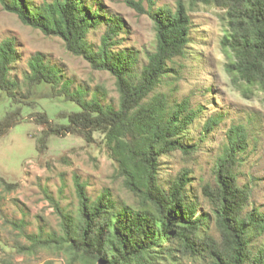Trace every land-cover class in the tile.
<instances>
[{
  "label": "trees",
  "instance_id": "obj_1",
  "mask_svg": "<svg viewBox=\"0 0 264 264\" xmlns=\"http://www.w3.org/2000/svg\"><path fill=\"white\" fill-rule=\"evenodd\" d=\"M127 4L134 6L130 1ZM0 5L23 25L60 38L68 53L114 78L117 108L95 99L86 101L81 92H70V84L62 83L59 72L40 54H34L27 62L30 72L24 78L25 94L30 96L34 88L47 85L51 90L44 98L62 97L73 103L76 110L58 114L65 123H53L45 113L34 116V122L42 127L38 142L65 133H78L91 142L94 132L101 134L116 164V177L136 202L134 207L119 208L107 192L91 200L75 180V218L56 205L62 237L27 235L30 245L18 244L19 252L57 244L85 264H176L185 257L206 259L211 264H264V241L257 250L252 246L253 240L264 234V214L255 209L245 213L250 192L247 185L238 184L235 171L239 154L247 148L243 125L226 130V143L212 170L213 184L201 186L210 213H199L198 204L187 193L189 170L178 172L167 190L158 181L161 156L178 152L190 157L196 152L184 143V137L199 119L200 109L191 107L188 97L170 102L155 91L164 78H177L179 71L168 66L185 55L190 18L182 0L174 9L152 11L154 47L139 72L135 71L134 51L113 50L121 44L122 21L93 10L85 0H54L35 11L25 0H0ZM197 5L224 12L226 28L219 44L228 59L227 74L264 93V0H189V6ZM100 24L106 29L94 51L86 36ZM16 59L14 42L1 41L0 91L17 102L20 85L9 73ZM20 114L21 108L6 113L0 120V136L19 122ZM217 123L216 118L206 119L203 132H211ZM0 185L7 191L15 188L1 176ZM212 226L217 237L210 233Z\"/></svg>",
  "mask_w": 264,
  "mask_h": 264
},
{
  "label": "rangeland",
  "instance_id": "obj_2",
  "mask_svg": "<svg viewBox=\"0 0 264 264\" xmlns=\"http://www.w3.org/2000/svg\"><path fill=\"white\" fill-rule=\"evenodd\" d=\"M25 1L35 11L54 0ZM177 1L85 0L93 10L122 21V32L118 36L121 44L113 50L134 51L136 72L153 51L152 11L163 7L174 9ZM182 1L190 18L185 55L168 66L179 71L177 78H164L155 91L166 95L170 102L188 97L191 107L200 109L199 119L184 137V143L195 147L196 152L190 157L178 152L161 156L158 159L159 184L167 190L178 172L189 170L187 193L198 204L199 213H210L209 202L201 195V186L213 184L212 170L226 143V130L232 125H243L247 148L239 154L235 168L238 184L247 185L250 192L245 213L255 209L264 214V93L247 88L225 70L228 59L219 44L226 28L224 12L201 5L191 7L189 0ZM105 29L106 25L100 24L88 31L86 40L94 51ZM5 39L15 44L17 59L9 73L20 89L16 93L17 102L0 91V120L16 108H21V117L14 127L0 136V176L15 185L10 191L0 185V264H85L63 245L38 247L32 252H19L17 245L29 246L27 235L42 239L62 237L56 205L75 218L78 208L75 180L84 186L91 200L107 192L119 208L134 207L136 202L116 177V164L101 134L94 132L91 142L78 133L52 135L44 138L41 144L38 142L42 127L34 122L37 113H45L53 123H65L58 114L76 108L62 97L44 98V93L51 90L47 85L38 86L30 96L26 95L24 78L30 72L29 58L40 54L45 63L59 72L62 83L70 84V92H81L86 101L95 99L103 106L117 108L114 78L68 53L60 38L45 36L38 29L23 25L0 5V42ZM209 118H216L218 123L211 132L205 133L202 125ZM210 233L217 237L213 226ZM263 241L264 234L257 236L252 242L253 249L260 248ZM176 264L211 262L185 257Z\"/></svg>",
  "mask_w": 264,
  "mask_h": 264
}]
</instances>
